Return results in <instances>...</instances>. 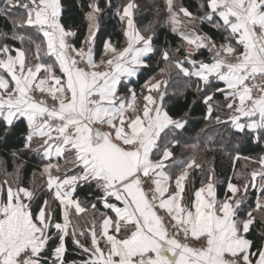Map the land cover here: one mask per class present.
Returning <instances> with one entry per match:
<instances>
[{
    "label": "snow or ice",
    "instance_id": "6c2138e0",
    "mask_svg": "<svg viewBox=\"0 0 264 264\" xmlns=\"http://www.w3.org/2000/svg\"><path fill=\"white\" fill-rule=\"evenodd\" d=\"M103 4L77 0L81 35L63 0H0V264H264V154L221 196L175 152L197 109L264 144V0H164L162 45L134 0ZM112 9L124 46L97 59Z\"/></svg>",
    "mask_w": 264,
    "mask_h": 264
},
{
    "label": "trees",
    "instance_id": "16d2710c",
    "mask_svg": "<svg viewBox=\"0 0 264 264\" xmlns=\"http://www.w3.org/2000/svg\"><path fill=\"white\" fill-rule=\"evenodd\" d=\"M176 5L183 4L195 11L197 0H175ZM67 11L66 17H71L69 23L74 25H80L81 35L84 32L83 19L80 9L76 6L77 0H63ZM138 5V9L134 10V19L137 27L142 31L145 27H154L156 32V43L162 45L165 40L176 43L175 37L169 32L166 24V11L164 0H134ZM127 3V0H113L114 6H119ZM101 6L104 7L103 0H101ZM0 27H3V23L0 22ZM124 25L120 22L119 18L115 16L114 9L106 10L102 22L101 32L97 39V56L99 59L100 52L102 51V42L104 39L111 37L114 43L118 46H124L123 37ZM205 31H210L207 25L204 26ZM158 59V57L156 58ZM156 59L151 64L150 70L141 74L140 78L136 81L135 86L139 90V85L147 79L148 76L154 75L158 71ZM162 66V65H160ZM16 137L13 136L9 141V146H13ZM198 143L200 147L197 150L186 148L184 145H191ZM6 149L0 147V154ZM176 157L178 162L181 160H188L195 156L197 163L202 165V169L193 171V179L195 186H200L201 179L205 178L211 170H214L215 176L218 180V191L220 195H223L225 184L228 177L233 178V182L237 181V174L244 173L246 167L248 169L256 167L249 161L243 159L244 156L257 157L264 154V144L257 145L255 143L242 142L237 146L236 141L232 138L231 133L222 126L208 124L202 119V112L197 109L192 116V120L188 125L187 132L182 137V146L176 150ZM240 155V159H234L237 155ZM35 166V162L32 161L27 166L26 179H31V172ZM9 170H11L9 168ZM84 193H81L83 197ZM255 197L252 196L245 205L246 210H251L254 207ZM257 215H259L257 213ZM259 234V229L253 232L252 236L255 237Z\"/></svg>",
    "mask_w": 264,
    "mask_h": 264
},
{
    "label": "rangeland",
    "instance_id": "374dc122",
    "mask_svg": "<svg viewBox=\"0 0 264 264\" xmlns=\"http://www.w3.org/2000/svg\"><path fill=\"white\" fill-rule=\"evenodd\" d=\"M175 3H177V1L174 0ZM178 6V5H177ZM147 34V33H146Z\"/></svg>",
    "mask_w": 264,
    "mask_h": 264
}]
</instances>
